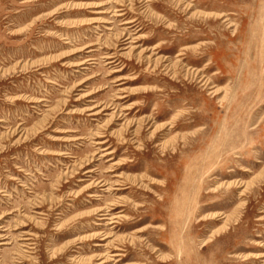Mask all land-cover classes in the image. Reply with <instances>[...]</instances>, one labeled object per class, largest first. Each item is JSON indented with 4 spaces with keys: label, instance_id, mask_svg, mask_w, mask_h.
<instances>
[{
    "label": "rangeland",
    "instance_id": "rangeland-1",
    "mask_svg": "<svg viewBox=\"0 0 264 264\" xmlns=\"http://www.w3.org/2000/svg\"><path fill=\"white\" fill-rule=\"evenodd\" d=\"M0 218V264H264V0H0Z\"/></svg>",
    "mask_w": 264,
    "mask_h": 264
},
{
    "label": "bare ground",
    "instance_id": "bare-ground-1",
    "mask_svg": "<svg viewBox=\"0 0 264 264\" xmlns=\"http://www.w3.org/2000/svg\"><path fill=\"white\" fill-rule=\"evenodd\" d=\"M118 7H119V9H115L114 10L115 14L113 16L116 17V18H120L121 21H122V25H129L128 28L133 27L135 25V20H127L126 19L127 18V12L123 8L124 5H119ZM92 22L94 24H100V23L101 24H104V23L109 24L110 23L108 21L103 20L102 18H98V19H96V20H94ZM103 29L104 30H110L108 28H103ZM130 39L131 38L128 37V33L126 31L125 32L123 31V33L120 34L119 41L121 42L120 43V45L122 47L121 50H126L129 47V45L131 43H133L132 40L130 41ZM89 52H91V51H89ZM123 56H124V54H123ZM104 59L106 60V66H109V68H117L118 67V64L119 63H118V60H117L116 53H107L104 56ZM80 65L84 66L85 64L83 65V63H82ZM81 69L84 70V71L85 70H88L87 67H82ZM119 71L120 70H114V73L119 72ZM205 85H206L205 83H202V86H205ZM126 98H127V96L124 94V95L118 96L116 98V100H120L121 101V100H124ZM95 109H97V107H94V108H92V109L89 110L90 111L89 112V116H93V117L95 116V117L98 118L99 115L101 116L104 112L110 110L106 106H104L100 110H95ZM126 110H128V108ZM116 112H117V109L115 107H113L111 113H116ZM115 120H116V115H115ZM105 137L106 136L103 135V133H97L96 139H99V140L95 142V145L96 146L105 145L107 143V141H103V138H105ZM112 153L113 152H108V153H105L104 155H101V156L112 155ZM92 173H93V170H86L83 175L85 177L86 175H89V174H92ZM115 177L120 178V176L118 174L115 175ZM115 185L119 187L116 190H122V189H125L126 188V187H124V184H122L121 182H116ZM99 187H100V189L98 191L103 192V193L104 192H107V189L104 188V184H100ZM2 197H9V196H7V194H5ZM88 197L91 198V199H93V198L94 199H99L100 195H99V193H95L94 192V193L89 194ZM99 212H100V214H97V221H98V223H95L96 226L102 227L103 226V223H105V222H108V225L119 224L118 222L120 220L119 219L120 216L117 215V216H113L111 218V214L110 213H107L106 211H104V209L103 210H99ZM1 219L2 218H0V221H1ZM2 228L3 227L0 226V231H2ZM99 234L100 233H98L96 235L101 236L100 241L102 243L97 244L98 247H108V248H112L113 251H121L120 248H118L116 246H113V245H111L108 242L105 243V241L107 240V238H109V236L107 234H104V235H99ZM27 236H31V235L28 232L23 231L22 237L19 238V241L21 242L20 243V247L21 248H24L25 249V248L28 247V245H30V243H28L30 241V238L27 237ZM7 238L8 237H6L4 235H0V246L9 244L8 242H4V240L7 239ZM21 248H18V250L15 253L12 254L14 256L13 257L14 258L13 260L16 261L17 264H23L27 260L26 259V256L23 253V250ZM257 256H258V258H264V253L257 254ZM115 257L118 258V257H123V256H121L120 253L111 254L109 256H105L104 258L98 259V261L96 262V264H109L110 262H114V261H115V263H118V262L121 261V258H118L117 260H113V258H115ZM262 263H264V261Z\"/></svg>",
    "mask_w": 264,
    "mask_h": 264
}]
</instances>
